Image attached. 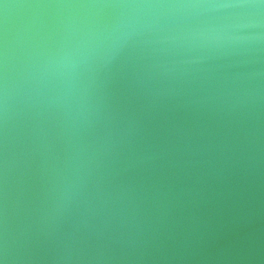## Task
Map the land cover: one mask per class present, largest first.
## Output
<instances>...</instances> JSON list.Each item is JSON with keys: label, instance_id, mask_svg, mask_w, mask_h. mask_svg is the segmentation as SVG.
<instances>
[{"label": "water", "instance_id": "95a60500", "mask_svg": "<svg viewBox=\"0 0 264 264\" xmlns=\"http://www.w3.org/2000/svg\"><path fill=\"white\" fill-rule=\"evenodd\" d=\"M0 264H264V0H0Z\"/></svg>", "mask_w": 264, "mask_h": 264}]
</instances>
